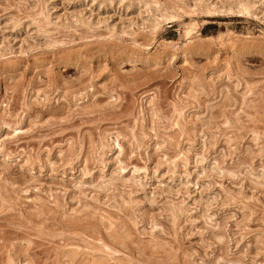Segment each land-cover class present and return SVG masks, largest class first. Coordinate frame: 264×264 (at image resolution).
<instances>
[{"label":"rangeland","instance_id":"rangeland-1","mask_svg":"<svg viewBox=\"0 0 264 264\" xmlns=\"http://www.w3.org/2000/svg\"><path fill=\"white\" fill-rule=\"evenodd\" d=\"M0 264H264V0H0Z\"/></svg>","mask_w":264,"mask_h":264}]
</instances>
